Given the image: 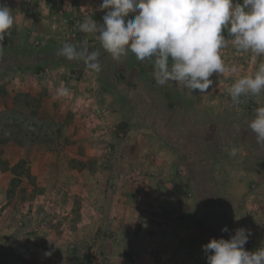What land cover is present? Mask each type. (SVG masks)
I'll list each match as a JSON object with an SVG mask.
<instances>
[{"label": "rangeland", "instance_id": "374dc122", "mask_svg": "<svg viewBox=\"0 0 264 264\" xmlns=\"http://www.w3.org/2000/svg\"><path fill=\"white\" fill-rule=\"evenodd\" d=\"M2 2L12 9L14 25L9 30L10 35H6L3 41H0V102H2L0 103V141L7 142L9 136V146L0 145L5 146L3 150L7 153L10 150H18L20 156L11 163L14 164L15 177L9 189L0 195V200L3 197L0 201L1 227L3 215L7 216V211L9 215L6 217L8 222L6 225H17L16 232L24 228L25 224L30 225L28 218L25 219L22 212L25 210L22 202L29 197L31 191L27 182L28 164L31 161L26 154L30 150L46 153L53 168L55 152L61 147L59 132L65 125L73 124L80 127L75 135L81 143L87 145L98 143L104 159L101 164L103 170L99 171L110 177L107 184L102 186L98 184L96 189L98 195L105 194L110 199H114L115 196L130 197L128 193L135 190L136 184L144 186L145 181L149 180L157 183L156 192L159 196L164 194L161 187L163 190H169L168 187L175 184V189L181 192L179 197L187 201L189 191L181 190L180 180H174V175L178 177V174L170 172L172 167L167 159L150 150L152 147L150 142L155 137L169 148L173 147L183 155L178 157L179 162H185L188 161L187 156L198 152V142L190 138L196 133H189L187 137L180 138L177 134H182V129L179 127L182 124L179 122L170 124L165 121L164 115L171 116L174 115L172 113L186 112L196 120H203L202 116L205 114L222 115L227 121L225 132L223 135L219 134L217 124L211 123L212 126L208 131L209 139L206 142L207 148L210 149L213 142L217 141L214 152L218 155L225 151L230 152L229 149L239 142L235 139L237 136L233 134L235 128L232 125L242 126V131L248 132V123L252 119L253 110L258 106H264V92L238 106L230 99L231 84L239 76L252 75L259 63L264 62V56H255L250 51H238L233 46L226 29L223 34L228 41L227 46L221 49V56L227 68L236 65L238 72L233 74L226 71L223 75L214 73L210 77L213 84L208 90L204 93L198 90L191 92L182 84L172 81L164 85L157 84L150 60H137L132 53L119 61L113 60L110 54L101 48L95 35L79 30L80 23L86 18L103 22L102 17L105 13L98 10L101 0H2ZM64 42L72 43L78 48L86 46L89 51L98 50L101 71L94 72L81 61H69L57 55L58 49ZM63 87L69 89L66 96L59 94L58 90ZM43 100L49 109L51 107L56 109L57 105L67 103V116L71 117V120H66L64 125H61L56 119L55 110L52 109L51 117H46V108L39 111V108L43 107ZM189 106L197 111H192ZM105 109L107 112L110 110V113L106 112L102 115V110ZM171 125H174L177 134H170ZM97 132L100 137L96 136ZM96 137L97 139H94ZM250 137L248 141L238 143L244 149L250 147L251 150L246 157L237 154L233 156V160L238 162L236 163L238 169L244 174L251 170L264 171V147L253 145ZM139 156L144 160L138 162ZM230 157L232 158L228 156ZM3 159L4 156L0 154V166L5 165ZM196 162L195 159L188 164L193 168ZM142 164L144 168L141 167ZM185 171L187 172L183 170ZM210 174L206 167L200 169L192 176V183L198 193L207 198L206 203L214 208L210 197L217 195L214 192L225 193L227 184L225 178L228 175L226 173L221 175L224 180L213 186L211 185L213 181H209ZM48 176L53 177V174L49 173ZM52 187L53 189L48 187L47 193L41 195L37 205L48 207L51 217L64 207L63 193L57 191L58 188L53 182ZM250 188L251 191L255 190V195H248L251 201H247L246 197L243 198V203L239 201V208L236 207L232 212L228 209L218 211L216 208L215 211H208L212 214L216 212L212 221L222 224L223 228L228 223L235 226V229H229V234L235 233V230L241 227L238 217L249 216H255L257 219L253 226L256 234L263 232L261 220L263 211L260 207L263 189L256 191V188ZM5 195L9 199L5 198ZM252 196L257 198L252 199ZM11 199L15 203L9 206L6 203ZM163 212L167 215V210ZM18 222L22 224L18 225ZM37 223L38 218L33 225L37 226ZM47 227L49 226L46 224L44 228ZM244 228L251 232L250 225ZM109 234L111 241L114 236L112 232ZM97 237L98 234L96 239ZM0 244L7 248V251H0V259L8 255L20 262L24 258L19 252L20 243L14 235L0 236ZM246 245L249 246V250H256L264 246L263 238L254 236L251 232Z\"/></svg>", "mask_w": 264, "mask_h": 264}, {"label": "crops", "instance_id": "0c3cea01", "mask_svg": "<svg viewBox=\"0 0 264 264\" xmlns=\"http://www.w3.org/2000/svg\"><path fill=\"white\" fill-rule=\"evenodd\" d=\"M44 100L42 101L43 107H40L39 111L46 108V117H51L50 110L52 109L55 110L56 119L61 125H64L66 120H71V117L67 116V103L57 105L56 109L55 107L49 109ZM102 111L104 115L107 109ZM107 113H110V110ZM219 117H221L220 121H211L209 128L212 126L211 123L217 124V130L225 128L227 121L222 115ZM79 128L73 124L61 128L60 145L58 144L61 147L55 152L53 168L49 164V156L46 153L31 150L27 152L26 156H29L31 161L28 164L27 179L31 191L29 197L22 202L25 209L22 212L23 217L28 218L30 225L25 224L24 228L16 232L17 225L14 224L15 227L6 225L8 224L6 217L9 215L7 211V216L3 215V225L0 226V236L14 235L20 243L19 252L24 258L17 262L7 255L0 259V264H206L202 245L217 236L220 238L224 236L228 239L233 233L222 232L223 225L212 221L216 212L212 214L208 211H215L214 208H216L218 211L228 209L232 212L236 207L239 208V201L243 203V198L246 197L247 201H251L248 195L254 194L255 190L251 191L250 187L256 188V191L263 189L260 204L263 211L261 218L263 232L256 234L253 230L255 216L238 217V221L241 227L250 225L254 236L262 237L264 242V171L251 170L244 174L241 169H238L237 160H233V156L228 158L231 156L229 151L218 155L214 152L216 151V140L210 149L207 148L208 134L196 133L191 138L198 142V152L187 156L188 161L185 162H179L178 157H183V155L173 147L169 148L155 137L150 142L152 145L150 150L167 159L172 167L170 172L178 174V177L174 175V180H180L181 190L189 191L187 201L179 197L181 192L175 189V184H171L168 187L169 190H163L161 187L164 194L159 196L156 192L157 183L149 180L145 181L144 186L136 184L135 190L128 193L130 197L115 196L114 199H110L105 194L98 195L96 191L99 183L102 186L110 180V177H106L99 171L103 170L101 164L104 159L98 143L91 145L81 143L75 135ZM199 128L202 129L200 131L205 132L206 126H199ZM246 133L245 142L251 136L250 140H253V145L264 147L256 142L255 134L250 129ZM177 135L180 138L184 136L183 134ZM96 136L100 137L99 132ZM238 143L233 145L238 149L237 155L246 157L251 150L250 147L244 149ZM0 144L9 146V136H7V142L1 140ZM4 145H0L2 147L0 154L5 160L3 161L5 165L0 166V195L9 189L15 177L14 164L11 163L20 156L18 150L4 152ZM233 147L229 150L231 151ZM251 148L253 150L252 146ZM210 157H213L212 160H207ZM195 159L196 165L191 168L188 163L194 162ZM143 160L139 156L138 162ZM141 167L145 166L142 164ZM205 167L211 173L209 181H213V183L210 182L213 186L224 180L221 175L224 173L228 175L225 178L227 183L226 188L224 187L225 193L214 192L217 195L210 197L214 208L206 203L207 198L203 197L200 192L198 193L192 183V176ZM49 173L53 174V177L48 176ZM51 181L58 188L57 191L63 193L64 202L63 209L57 211V214L52 217L48 207L37 206L39 198L43 193H47L48 187L53 189ZM6 197L9 199L7 195ZM253 198L256 199L257 196H252ZM12 203L11 199L6 204L11 206L15 202ZM164 210H167V215L164 214ZM37 218L36 226L33 222ZM19 224L22 223L18 222ZM46 224L49 227L44 228ZM226 227L230 230L235 229V226L230 223L226 224ZM107 229L110 231L107 232ZM110 232L114 236L111 241ZM97 234L98 239H96ZM244 247L249 250L248 245ZM6 249L5 245L0 244L1 252L7 251ZM46 252H50L51 255L46 256Z\"/></svg>", "mask_w": 264, "mask_h": 264}, {"label": "clouds", "instance_id": "9594fccd", "mask_svg": "<svg viewBox=\"0 0 264 264\" xmlns=\"http://www.w3.org/2000/svg\"><path fill=\"white\" fill-rule=\"evenodd\" d=\"M102 23L86 18L79 30L93 34L101 48L119 61L129 53L137 60H150L155 82L182 84L191 92L204 93L213 84L210 77L238 66H225L221 49L227 46V30L233 46L242 52L264 56V0H101ZM14 25L12 9L0 0V41ZM57 55L81 61L94 72L101 71L100 52L64 42ZM66 96L67 87L58 90ZM264 92V62L252 75L239 76L229 88L230 99L240 105ZM248 128L264 145V106L253 110ZM233 147L231 156L237 154ZM222 232H229L227 227ZM250 230L240 227L230 238H211L202 245L206 264H264V246L245 249ZM50 256V252L45 253Z\"/></svg>", "mask_w": 264, "mask_h": 264}, {"label": "trees", "instance_id": "16d2710c", "mask_svg": "<svg viewBox=\"0 0 264 264\" xmlns=\"http://www.w3.org/2000/svg\"><path fill=\"white\" fill-rule=\"evenodd\" d=\"M189 109L190 106L188 107ZM192 111L196 112L197 110H194V109H191ZM174 115H171V116H167V115H164V119L165 121H168L170 124H174L175 122H179L181 123L182 125H179V127H181V131H182V134L184 136H182L183 138L184 137H187V135L189 133H198V134H203V135H206L208 134V131H209V124L211 121L213 120H217V121H220V118L219 116H211V115H207L205 114V116H202L203 120H196L193 118L192 115H188L186 112H182V113H172ZM195 117V116H194ZM163 119V120H164ZM181 120V121H180ZM201 121V122H200ZM199 126H206L205 128V132L204 131H200L202 129L199 128ZM232 127H234L235 129L233 130L234 133L237 137H235V139L239 140V142H243L246 138H247V133L246 131H242V126H237V125H232ZM219 132V134H222L225 132V128L221 129V130H217ZM177 131H174V125H171L170 127V134L174 135L176 134ZM193 136H190V138H192Z\"/></svg>", "mask_w": 264, "mask_h": 264}]
</instances>
